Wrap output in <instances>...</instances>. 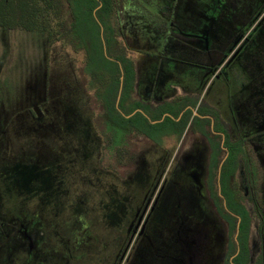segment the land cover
I'll use <instances>...</instances> for the list:
<instances>
[{
	"label": "flooded vegetation",
	"instance_id": "flooded-vegetation-1",
	"mask_svg": "<svg viewBox=\"0 0 264 264\" xmlns=\"http://www.w3.org/2000/svg\"><path fill=\"white\" fill-rule=\"evenodd\" d=\"M259 27H264V2L243 27L249 33L246 40H233L216 62L209 56L208 61L200 62L168 59L146 69L125 54L130 61H119L105 50L114 62L96 64L98 69L92 74L86 70L89 64L83 62V70L91 78L86 82L80 76L77 86L79 93L90 94L87 101L74 100L68 90L49 102H30L36 118L57 120L51 131L58 143L73 155L92 157L90 162L86 160L88 171L95 176L90 180L74 167L72 154L62 152L58 174H54L61 185L54 192L65 193V182L80 180L79 188L86 182L98 191L97 176L102 168L127 176L136 167L134 154L140 145L146 147V157L134 170L142 179V191L123 200L126 226L109 264H129L137 254L150 264H238L234 260L241 250L240 212H249L234 183L243 141L238 135L232 137L231 128L239 130L245 115L253 119L258 131L261 125L264 130L260 120L264 119V51H259L254 40ZM202 29L207 32L206 26ZM200 37L209 55L208 35ZM239 59L243 60L241 67L233 70ZM99 66L117 67V77L115 71H102ZM192 69L202 71L199 79L195 80ZM114 83H118L115 93ZM213 97L217 101L212 102ZM171 137L178 138V143L167 157L162 147ZM235 150L234 161L229 156ZM0 174L4 176V171ZM14 181L18 182L16 176ZM47 192L44 189L46 198ZM20 227L25 235V228ZM246 245L249 264L248 238ZM259 257L263 264L262 254Z\"/></svg>",
	"mask_w": 264,
	"mask_h": 264
},
{
	"label": "rangeland",
	"instance_id": "rangeland-1",
	"mask_svg": "<svg viewBox=\"0 0 264 264\" xmlns=\"http://www.w3.org/2000/svg\"><path fill=\"white\" fill-rule=\"evenodd\" d=\"M263 2L117 0L116 9L109 15V26L123 53L143 63L146 69L168 59L200 62L211 57L216 62L233 40H246L249 33L243 27ZM42 24L43 28L34 30L0 26V173L4 171V176L0 174V264H109L126 226L123 200L142 191V179L134 170L146 157V147L140 145L134 154L132 163L136 167L127 176L102 168L97 176L98 191L90 189L86 182L79 188L80 180L65 182V193L54 192L61 185L54 180L60 156L62 152L66 156L72 153L58 143L51 131L57 120L52 122L50 116L36 118L29 105L36 99L49 102L68 90L74 100L87 101L90 94L79 93L77 80L82 76L88 82L91 75L83 70L85 52L62 41L65 34L59 20L49 17ZM203 26L207 32H202ZM204 33L212 47L209 55L205 54L200 37ZM254 40L264 44V27H259ZM242 62L237 60L233 70ZM190 72L195 73V80L202 73L198 69ZM242 119L247 126L240 121L239 130L231 128L232 137H241L244 147L234 183L249 212V264H261L259 254L264 264V130L261 125L258 131L252 118L244 115ZM177 143L176 137L164 141L162 148L167 157ZM70 157L84 178L95 177L86 167L91 156ZM44 174H48L46 178ZM29 189L41 191L27 192ZM44 189L51 190L47 198ZM110 208L116 212H108ZM146 263L150 261L144 262L138 254L129 261Z\"/></svg>",
	"mask_w": 264,
	"mask_h": 264
},
{
	"label": "trees",
	"instance_id": "trees-1",
	"mask_svg": "<svg viewBox=\"0 0 264 264\" xmlns=\"http://www.w3.org/2000/svg\"><path fill=\"white\" fill-rule=\"evenodd\" d=\"M99 3L100 6L94 11ZM116 4L117 0H0V26L34 30L43 28L42 20L49 17L59 20L61 23L60 30L65 34L62 41L85 52L84 61L89 64L86 70L92 74L98 69L95 67L96 64L114 62L106 55L123 62L131 60L125 57L114 37L113 29L109 26V15L116 9ZM94 14L103 26L102 38L100 26ZM102 39L106 55L103 52ZM99 68L102 71H115L116 74L113 76L117 77V67L99 66ZM104 76L110 77L111 75L106 74ZM117 85L118 83L111 85L114 93ZM137 115L141 116L139 113ZM236 157L237 151L235 150L229 158L235 161ZM240 214L242 217L240 224L241 250L234 261L238 264H247L248 249L246 243L250 219L246 210Z\"/></svg>",
	"mask_w": 264,
	"mask_h": 264
},
{
	"label": "crops",
	"instance_id": "crops-1",
	"mask_svg": "<svg viewBox=\"0 0 264 264\" xmlns=\"http://www.w3.org/2000/svg\"><path fill=\"white\" fill-rule=\"evenodd\" d=\"M255 44L257 45V48L259 49L260 52L264 51V44L262 41H256ZM260 94V93H259ZM212 102L217 101L216 97L210 98Z\"/></svg>",
	"mask_w": 264,
	"mask_h": 264
},
{
	"label": "water",
	"instance_id": "water-1",
	"mask_svg": "<svg viewBox=\"0 0 264 264\" xmlns=\"http://www.w3.org/2000/svg\"><path fill=\"white\" fill-rule=\"evenodd\" d=\"M100 6V3L94 8V11L98 8ZM94 17H95V19H96V21L99 23V25H100V36H101V38H102V30H103V27H102V25L100 24V22H99V20H98V18L96 17V15L94 14ZM102 41H103V39H102ZM103 49H104V53H105V45H104V41H103ZM106 54V53H105Z\"/></svg>",
	"mask_w": 264,
	"mask_h": 264
}]
</instances>
